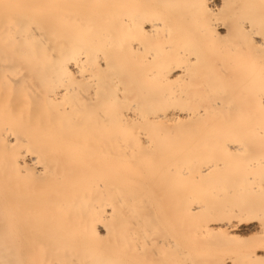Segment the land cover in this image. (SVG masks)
Listing matches in <instances>:
<instances>
[{
    "label": "bare ground",
    "instance_id": "bare-ground-1",
    "mask_svg": "<svg viewBox=\"0 0 264 264\" xmlns=\"http://www.w3.org/2000/svg\"><path fill=\"white\" fill-rule=\"evenodd\" d=\"M0 264H264V0H0Z\"/></svg>",
    "mask_w": 264,
    "mask_h": 264
},
{
    "label": "rangeland",
    "instance_id": "rangeland-1",
    "mask_svg": "<svg viewBox=\"0 0 264 264\" xmlns=\"http://www.w3.org/2000/svg\"><path fill=\"white\" fill-rule=\"evenodd\" d=\"M213 252H217L216 250H214ZM219 253V252H218Z\"/></svg>",
    "mask_w": 264,
    "mask_h": 264
}]
</instances>
